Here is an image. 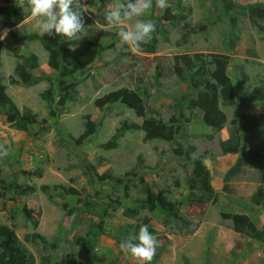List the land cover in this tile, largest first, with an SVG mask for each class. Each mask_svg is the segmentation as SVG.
Listing matches in <instances>:
<instances>
[{
	"label": "rangeland",
	"instance_id": "rangeland-1",
	"mask_svg": "<svg viewBox=\"0 0 264 264\" xmlns=\"http://www.w3.org/2000/svg\"><path fill=\"white\" fill-rule=\"evenodd\" d=\"M222 1L167 0L164 10L154 4L148 18L155 22L156 32L143 46H153L154 50L135 55L120 43L116 29L101 24L113 0H85L88 36L78 42L105 32L103 49L91 64L76 72V94L63 107L56 106L58 73L48 66V54L41 44L14 42L10 35L11 31L17 36H41L30 9L18 25L0 31L4 36L7 30L5 38L0 39V81L19 112L30 109L38 122L29 133L19 131L7 123L0 108V145L10 149L7 157L0 158V176L8 186L0 187V225L14 231L32 254L34 264H67L71 258L77 264H135L119 247L121 241L132 237L135 224L125 216V208L136 209L139 221L149 219L148 225L158 232L164 251L152 264H183L184 257L190 264H203L206 254L207 264H224L230 251L235 264H264V244L234 232L230 220L222 216L247 213L258 229L264 227V208L254 207L250 200L257 188L264 186V101L257 100L258 86L264 87V23L257 21L258 27L253 26L246 9L226 13ZM231 1L242 7L264 4V0ZM0 6L12 8L17 2L9 0L5 5L0 0ZM230 17L236 18L233 29ZM5 19L0 14V21ZM230 42L234 48L229 47ZM247 47L256 57L245 53ZM31 53L38 59L33 74L50 80L30 87L10 84L19 57ZM195 56L209 73L219 57H228L227 71L236 83V95L248 98L249 112L259 123V135L237 154H222L220 149V142L233 134L237 109L219 103L225 122L219 131H213L202 122L201 110L189 106L188 101L196 98L198 90L174 74L178 67L187 78L181 58L195 60ZM48 89L56 96L53 106L57 118L49 117L47 103L40 98V93ZM118 90L137 96L143 115L120 100L95 107V100ZM147 119L171 127L173 138L145 140L144 131L138 129L124 132L115 147H106L122 125L141 126ZM87 123L95 126V132L86 144L74 145L69 136L78 138L88 128ZM43 126L47 128L42 130ZM249 150L257 155H249ZM238 157L245 159L241 172L223 188L224 172ZM195 160L208 170L214 194L208 203L188 207L186 179ZM117 177H122L121 185L116 183ZM43 185L48 186L47 193L41 190ZM15 186L35 187V192L20 195ZM145 187L165 191L170 201L178 202L179 215L190 226L166 217L161 209L151 210L144 201ZM69 189H73V195ZM25 209L32 211L31 220L25 216ZM101 211L106 213L103 220L99 219ZM33 221L37 223L34 229ZM92 224L97 232L95 246L85 253L73 241L85 237ZM100 228L104 234H100ZM32 233H38L44 241H25Z\"/></svg>",
	"mask_w": 264,
	"mask_h": 264
},
{
	"label": "trees",
	"instance_id": "trees-1",
	"mask_svg": "<svg viewBox=\"0 0 264 264\" xmlns=\"http://www.w3.org/2000/svg\"><path fill=\"white\" fill-rule=\"evenodd\" d=\"M103 1V0H101ZM3 4H7L9 0H1ZM17 6L12 8H7V6H0V14H4L6 19L0 21V31L4 29H10L18 25L26 16V10L29 9L27 6V0H16ZM223 9L226 13L232 11L235 8L243 9L248 15V19L251 24L258 27L257 21H262L264 23V4L248 5L242 7L233 3L231 0H223ZM30 12V11H29ZM229 23L231 29L236 25V18L230 17ZM104 25V21H101ZM106 33H98L94 36H90L82 42H68L60 36L48 37L39 36L37 34H26L23 36H17L10 31V35L14 42L21 41H38L44 51L48 54V66L55 70L57 74L56 85L59 92V99L56 101V106L63 107L68 100H72L76 94L75 86V74L79 70L85 68L91 64L94 59L99 55L103 46L101 45V40L103 35ZM69 43H76L78 47L75 51L69 50ZM230 48H234L235 44L230 42ZM154 50L153 46L149 49H144L143 52L151 53ZM0 52H1V41H0ZM251 56L255 53L251 49L248 52ZM197 56V55H196ZM195 60L188 57H182V63L185 67L187 78L183 77L180 68L176 67L174 69V74L176 77L183 81L189 83L193 88L198 90L195 99L189 100L190 107L199 108L202 112V122L210 127L213 131H219L224 122L225 117L222 111L219 109L220 105L224 107H235L237 110L233 119L234 131L233 134L225 141L220 142V149L222 154H237L242 149H246L248 142L252 138H256L259 135L260 130L258 129L259 123L254 115H252L250 110V104L246 96L237 97V86L230 77L227 71L228 67V57H219L215 61L214 70L209 73L204 66L199 63L197 57ZM20 63H18L14 68V77L9 78V83L12 85H19L21 87H30L38 84L42 80H50L48 77H39L33 74V71L38 68V59L36 55L29 54L27 56H20ZM212 80L215 84L212 83ZM258 86V98L260 102L264 101V87L259 88ZM55 95L48 89L40 93V98L47 103L49 109V117L57 118V112L53 106L55 102ZM120 100L126 106L134 109L137 114L143 115V107L141 101L137 96L126 90H118L104 95L103 97L95 100L94 104L97 108H102L104 105L109 103H114ZM0 108L3 110L4 116L7 123L13 128L29 133V129L32 126L37 125V115L32 114L31 110L24 108L23 112L20 113L14 102L9 98L5 92V87L0 81ZM90 126V128H89ZM87 129L78 138L74 139L69 136L70 140L74 142L76 146H82L88 142V138L95 132V126L91 123H87ZM47 127H42L45 130ZM142 129L144 131V139L158 138L161 140H171L173 138V130L171 127L166 126L160 121H155L153 119H147L143 122L141 126L137 124L122 125L116 130V133L111 137L105 145L106 147H115L116 140L124 132L134 131ZM34 134V133H33ZM193 150V147H190ZM248 154L255 156L252 151H248ZM189 158V155L186 157ZM245 159L243 157H238L235 163L225 171L222 182L223 188L227 185L229 181L238 176L241 172L242 165H244ZM192 173L191 176L187 177L186 183L188 184L189 197L187 196L186 204L188 207L195 205H202L208 203L214 194V190L210 184V176L206 167L199 161L195 160L192 162ZM88 169L92 168L88 165ZM31 175L30 172H24ZM263 175L261 176V183L264 185V169L262 170ZM130 173H126L128 175ZM135 174V173H134ZM40 176V174H39ZM116 183L121 185L123 183L122 177L116 178ZM0 187L2 189H7L4 180L0 176ZM20 195L32 194L35 192V187H16ZM41 190L44 193L48 192V186H41ZM73 189H69V194H74ZM145 204L153 209H161L166 217L172 219L173 221H180L185 227H189L190 223L185 219H181L178 210V202L170 201L165 191L154 192L149 187H145ZM251 202L258 206L264 208V186L257 188L255 193L251 197ZM31 210H24L25 216L31 220ZM124 214L126 217L131 218L135 221L133 226V236H138L139 229L142 225H147L149 232L155 237L158 236L156 229L150 227L149 219H143L139 221L138 211L133 208H125ZM223 218L230 220L232 229L234 232L239 234H244L248 238L255 241H259L264 244V227L258 229L251 219L244 213H234V214H222ZM106 218L105 211H101L99 219L103 220ZM139 221V222H138ZM37 223L32 222L33 229L36 227ZM95 226L92 224L85 237H76L74 239V244L76 246H82L85 253H90L93 251L95 246V239L97 232L94 230ZM100 234H104V229L100 228ZM27 242H43L44 239L38 233H32L25 237ZM164 248L161 246L157 249L156 257L163 253ZM234 253L230 251V256L224 264H235L232 257ZM207 256V257H206ZM154 259V260H155ZM152 261V263L154 262ZM183 264H190L186 257L183 259ZM209 263V256L206 254L203 259V264ZM0 264H34V259L32 254L27 250V248L18 239L14 231L7 225H0ZM67 264H77L73 258L67 261Z\"/></svg>",
	"mask_w": 264,
	"mask_h": 264
},
{
	"label": "clouds",
	"instance_id": "clouds-1",
	"mask_svg": "<svg viewBox=\"0 0 264 264\" xmlns=\"http://www.w3.org/2000/svg\"><path fill=\"white\" fill-rule=\"evenodd\" d=\"M23 2V0H22ZM155 8L164 10L167 0H113L103 14L104 26L116 29L120 43L135 55H142L143 46L148 44L156 32V24L148 18ZM31 18L37 21L41 36H60L68 42H78L88 36L84 21L85 0H27ZM7 34L0 36L4 39ZM78 45L69 43V50L75 51ZM10 149L0 145V158L7 157ZM160 242L142 225L138 236L121 241V251L130 256L135 264H152Z\"/></svg>",
	"mask_w": 264,
	"mask_h": 264
},
{
	"label": "crops",
	"instance_id": "crops-1",
	"mask_svg": "<svg viewBox=\"0 0 264 264\" xmlns=\"http://www.w3.org/2000/svg\"><path fill=\"white\" fill-rule=\"evenodd\" d=\"M249 49H251V48H248V47H247V49L245 50V53H247V55H250V54L248 53V52H249ZM253 57H256V55H254ZM233 80H234V79H233ZM235 81H236V80H235ZM231 155H233V154H229V156H231ZM235 161H236V160H235ZM235 161H233V163H232L230 166H228L227 169H229V168L235 163ZM227 169H226V170H227ZM224 173H225V172H224ZM253 206L258 208V206H256V205H253ZM246 215H247V213H246ZM190 260L193 261V262L197 261L196 258H195V259H194V258H190Z\"/></svg>",
	"mask_w": 264,
	"mask_h": 264
}]
</instances>
